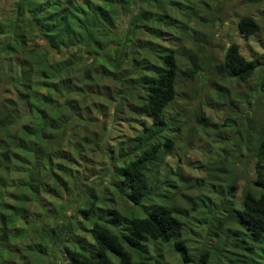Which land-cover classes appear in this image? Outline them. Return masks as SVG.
I'll use <instances>...</instances> for the list:
<instances>
[{
    "label": "trees",
    "instance_id": "16d2710c",
    "mask_svg": "<svg viewBox=\"0 0 264 264\" xmlns=\"http://www.w3.org/2000/svg\"><path fill=\"white\" fill-rule=\"evenodd\" d=\"M235 1L12 0L0 12V264H165V248L192 262L167 158L177 86L201 69L181 71L163 37L204 41L228 22L246 40L259 25ZM238 46L211 72L264 87V58ZM244 148L252 178L238 198L235 177L217 191L210 224L219 254L232 237L226 264H264V126Z\"/></svg>",
    "mask_w": 264,
    "mask_h": 264
},
{
    "label": "rangeland",
    "instance_id": "374dc122",
    "mask_svg": "<svg viewBox=\"0 0 264 264\" xmlns=\"http://www.w3.org/2000/svg\"><path fill=\"white\" fill-rule=\"evenodd\" d=\"M11 3L12 0H0V12L8 14ZM235 3L239 17L251 16L259 25V32L246 40L239 39L228 22L215 30L203 28L204 41L195 42L189 36L182 40H175L172 35L163 37L164 46L177 51L181 71L191 67L192 61L201 69L200 78L191 84L179 82V97L170 106L172 115L179 114V117L174 126L175 148L167 163L171 171L179 167L178 177L173 181L177 191L176 206L182 216L184 237L192 260L189 264H198L196 255L206 248L212 252L206 264H220L218 258L223 262V257H227L226 250L232 248L230 237L225 250L220 252L221 255L218 253L217 244L223 238L222 233L210 224V217L215 212L212 202L219 203L217 191H228L232 178L236 180L235 198L252 178V161L248 159L247 150L241 148L264 126V87H260L257 75L237 83L211 72L210 68L213 62L221 60L225 47L232 42L239 45L246 59L264 58V0H236ZM201 46L203 50L198 48ZM118 125L121 135L133 131V126ZM228 214L222 212L224 217ZM88 239L86 237V243L90 242ZM166 249L161 252L165 264H184L179 252Z\"/></svg>",
    "mask_w": 264,
    "mask_h": 264
}]
</instances>
